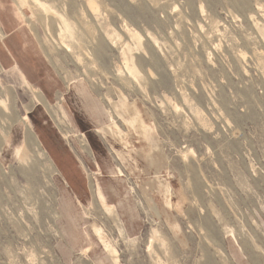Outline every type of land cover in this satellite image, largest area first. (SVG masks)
Returning <instances> with one entry per match:
<instances>
[{
	"label": "rangeland",
	"instance_id": "obj_1",
	"mask_svg": "<svg viewBox=\"0 0 264 264\" xmlns=\"http://www.w3.org/2000/svg\"><path fill=\"white\" fill-rule=\"evenodd\" d=\"M38 1L0 0V264H264V0Z\"/></svg>",
	"mask_w": 264,
	"mask_h": 264
},
{
	"label": "bare ground",
	"instance_id": "obj_2",
	"mask_svg": "<svg viewBox=\"0 0 264 264\" xmlns=\"http://www.w3.org/2000/svg\"><path fill=\"white\" fill-rule=\"evenodd\" d=\"M27 1V0H26ZM32 2V4L40 11V10H43V11H45V12H48V9L45 7V5H43V4H41L38 0H31ZM90 6H91V10H95L96 9V7H95V5L94 4H90ZM34 7V8H35ZM68 28V27H67ZM66 28V29H67ZM64 30V31H68V30ZM133 64V63H132ZM135 69V68H134ZM128 72V71H127ZM109 210V209H108ZM97 235H98V231H97ZM99 238L101 239V237L99 236ZM104 240V239H103ZM102 242V241H101ZM105 242V241H104ZM103 243V242H102ZM104 245V244H103ZM109 245V244H108ZM108 248V247H107ZM110 248H112V247H110ZM110 250V253L111 254H114V253H112L111 252V250H113V249H109ZM107 251V250H106ZM115 252V251H114ZM110 254V255H111ZM116 255V254H115Z\"/></svg>",
	"mask_w": 264,
	"mask_h": 264
},
{
	"label": "crops",
	"instance_id": "obj_3",
	"mask_svg": "<svg viewBox=\"0 0 264 264\" xmlns=\"http://www.w3.org/2000/svg\"><path fill=\"white\" fill-rule=\"evenodd\" d=\"M14 69H18L17 67L13 68L12 70ZM20 71V69H18ZM21 72V71H20ZM22 76L24 77L25 81L28 82L26 76L21 72ZM29 84V82H28ZM38 98L40 99V102L41 104L47 109V110H50V105L46 102V100L40 96H38ZM42 98V99H41ZM99 197L101 198V203L103 205V207L105 206V199L103 197V195L101 194L100 190H99Z\"/></svg>",
	"mask_w": 264,
	"mask_h": 264
}]
</instances>
